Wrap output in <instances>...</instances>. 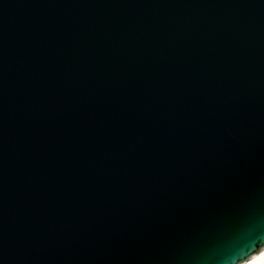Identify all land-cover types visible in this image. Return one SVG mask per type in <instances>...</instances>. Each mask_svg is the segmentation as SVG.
I'll list each match as a JSON object with an SVG mask.
<instances>
[{
  "label": "water",
  "instance_id": "1",
  "mask_svg": "<svg viewBox=\"0 0 264 264\" xmlns=\"http://www.w3.org/2000/svg\"><path fill=\"white\" fill-rule=\"evenodd\" d=\"M263 250L264 0H0V264Z\"/></svg>",
  "mask_w": 264,
  "mask_h": 264
},
{
  "label": "bare ground",
  "instance_id": "2",
  "mask_svg": "<svg viewBox=\"0 0 264 264\" xmlns=\"http://www.w3.org/2000/svg\"><path fill=\"white\" fill-rule=\"evenodd\" d=\"M264 257V252H260L256 256H254L251 260L242 263V264H261Z\"/></svg>",
  "mask_w": 264,
  "mask_h": 264
},
{
  "label": "rangeland",
  "instance_id": "3",
  "mask_svg": "<svg viewBox=\"0 0 264 264\" xmlns=\"http://www.w3.org/2000/svg\"><path fill=\"white\" fill-rule=\"evenodd\" d=\"M262 252H264V250ZM261 264H264V257H263V260H262V263Z\"/></svg>",
  "mask_w": 264,
  "mask_h": 264
}]
</instances>
